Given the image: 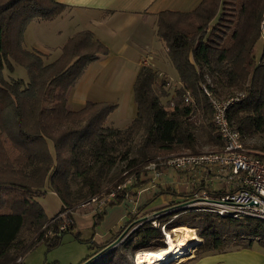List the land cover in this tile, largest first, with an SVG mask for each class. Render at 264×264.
<instances>
[{"label": "trees", "instance_id": "obj_1", "mask_svg": "<svg viewBox=\"0 0 264 264\" xmlns=\"http://www.w3.org/2000/svg\"><path fill=\"white\" fill-rule=\"evenodd\" d=\"M64 9L65 5L55 0H0V264H20L16 262L18 256L34 242L45 239L48 230L57 231L58 221L52 220L55 216L48 219L37 199L45 188L59 198L58 212L65 208L73 212L91 198L101 199L111 191H115L114 196L106 204L134 198L136 190L151 179L146 176L151 173L147 169L150 162H155L156 170L161 172L166 166L158 157L178 147L193 148L191 130L197 118L190 120L195 113L208 119L219 148L222 142L212 123V109L203 87L217 98L243 94L228 110L229 122L242 140L243 136L264 130V0H201L190 11H159L155 34L163 42L181 85L166 101V108L161 101L167 96L166 81L157 79L151 66L142 65L132 85L136 113L124 128L106 124L116 107L113 102L87 100L77 110L68 106L69 90L87 66L108 54V48L90 30L74 32L52 59L23 45L24 31L32 20H53ZM259 38L263 45L256 61L252 50ZM16 65L25 69L26 79L14 75ZM185 91H189L191 101H184ZM135 139V155L130 156ZM49 141L53 153L49 151ZM244 145L250 148L245 142ZM118 161L125 162V173L103 188V178ZM126 176L132 178L131 184L117 188ZM71 177L80 179L89 196L86 202L72 204ZM203 186L200 182L196 188L179 193L162 189L159 193L181 198L154 212L175 208ZM103 212L104 208L95 216L99 218ZM141 219L130 220L120 234ZM159 221H168L166 227L170 228L194 227L201 239L197 254L246 247L253 241L264 247L261 220L222 218L185 208ZM98 223L94 221L93 227ZM223 226L241 227L252 239L223 234ZM26 235L33 236L29 243ZM60 240L61 236L54 234L47 244L52 247ZM113 242L92 241L91 248L97 249L77 264H133L137 251L165 247L160 229L150 227L148 222L107 250Z\"/></svg>", "mask_w": 264, "mask_h": 264}, {"label": "crops", "instance_id": "obj_2", "mask_svg": "<svg viewBox=\"0 0 264 264\" xmlns=\"http://www.w3.org/2000/svg\"><path fill=\"white\" fill-rule=\"evenodd\" d=\"M55 1L64 4L65 9L53 20L59 19L63 22L64 27L70 29L68 37L78 30L87 29L108 48V54L90 63L79 81L69 90L68 106L72 110L81 108L87 100H107L105 98L107 95H102L101 93L109 86L102 88L100 83H96L99 78V72L106 67H110L109 76H114L117 71L123 72L125 78H127L128 88H132L135 76L142 65L151 66L157 72V79L166 81L164 90L170 91L181 85L177 72L173 76L168 74V72H171V63L167 58L163 42L155 34L156 14L162 10L190 11L201 0ZM25 31L23 45L26 48L36 49L46 55L50 54L49 56H52L51 59L58 55L62 44L68 38L66 37L63 41L56 43L53 45L54 47L51 45L43 46L37 41L31 42L28 46L24 40ZM57 32H61V30L57 28ZM262 45L263 40H261V44L258 45L257 41L253 46L252 54L256 61L260 57ZM148 55L156 65L147 61ZM112 61L114 63L111 65L110 62ZM143 61H145V64L142 63ZM87 85H92L91 90H89ZM111 115L108 118L113 122ZM48 147L49 151L53 153L51 141L48 142ZM146 176L151 179L136 190L134 199L123 198L110 204L111 206H107L109 204H106V207L104 206L107 222L103 224L104 220L103 223H99V227H95L92 233L94 241L106 243L116 240V236L120 235L121 228L132 220L133 215L137 216L138 219L142 218L154 212L155 208L181 198L169 193H159L162 189L170 188L179 193L187 191L190 184L194 186L199 180L204 181L206 183L203 182L204 185L211 190L219 189L224 184L212 182L208 179L210 176L204 179L202 174L186 171L177 172L170 167L162 169L157 177H153L150 172ZM186 185L187 188H185ZM51 192L54 193L53 191ZM37 199L39 201L38 197ZM74 211L71 214L73 224L69 227V230L81 233L84 227H93L92 215H94V209L89 208L88 210L77 212L75 217ZM82 218L83 220H81ZM254 242L256 244H253ZM260 246L259 243L253 241L250 246L246 247L232 248L220 252L195 253L190 258L172 264H264V247Z\"/></svg>", "mask_w": 264, "mask_h": 264}, {"label": "built area", "instance_id": "obj_3", "mask_svg": "<svg viewBox=\"0 0 264 264\" xmlns=\"http://www.w3.org/2000/svg\"><path fill=\"white\" fill-rule=\"evenodd\" d=\"M261 37L264 39V18L261 24ZM142 63L145 64V61ZM203 92L211 106V120L222 142L221 146L215 150L169 154L162 158L158 157L157 160H162L166 167L173 168L177 172L186 171L202 174L204 179L210 176L208 179L212 182L224 183L223 186L211 190L204 185L202 189L184 197L175 208H165L142 217L127 232L124 231L119 242L124 240L140 224L148 222L150 227L160 229L164 244L168 245L170 234L165 229L168 221L160 222L159 218L178 209L189 208L195 211H207L222 218L235 220L255 219L264 221V152L246 147L239 131L231 125L228 118L230 106L238 102L243 94L236 93L226 98H217L206 87H203ZM183 96L185 102L192 99L189 91H185ZM147 169L151 171L153 177L160 174V171L155 168V162H150ZM200 182L203 183L204 181L199 180L198 183ZM123 187V185H119L117 188ZM114 193L115 191L109 192L106 198L101 201L102 205H106L113 198ZM95 200L94 197L89 202ZM71 214L72 210L65 208L58 212L52 220L68 219ZM72 224L69 219L67 223L63 221L60 226L58 225L56 232L48 230L44 238L50 239L54 234L60 236L61 230L69 228ZM197 239L186 244L178 252L177 257L164 255V258L157 260L155 264H172L194 256L197 245L201 241L200 238L197 237ZM114 246L115 244L111 245L107 250ZM138 254L137 252L134 253L133 264H138L136 260Z\"/></svg>", "mask_w": 264, "mask_h": 264}, {"label": "rangeland", "instance_id": "obj_4", "mask_svg": "<svg viewBox=\"0 0 264 264\" xmlns=\"http://www.w3.org/2000/svg\"><path fill=\"white\" fill-rule=\"evenodd\" d=\"M29 24L26 26L25 38H24L25 44L28 46L31 44V42L37 41L43 46L51 45L52 47H54L53 45L66 39V37H68L69 35L68 33H70L69 31L70 29L64 27L63 22L60 21L59 19H55L53 21L32 20V22ZM57 28L60 29L61 32H57ZM259 44H261V38H259L258 40V45ZM49 55L50 54H47L46 56H48V58L51 59L52 56ZM146 59L148 62L155 64L153 59H151L149 55L147 56ZM113 63H114L113 61L110 62L111 65ZM170 67H171L170 70L171 72H168V74L170 76H173L176 74V70L172 65H170ZM109 70L110 67L109 68L106 67L105 69H102L99 72V76H98L99 78L98 81L96 82L98 84L100 83L102 88L109 86V88L104 89V91L101 93L102 95H107V97H105L107 98V100H100V101H110L116 104L115 109L111 112L112 115L110 114L112 116L111 119L113 118V122L109 120L108 117L110 115H108L106 124L109 126L124 128L128 125V123L136 113V106L133 101V91L132 88H128L127 78H125L123 72L117 71V74H115L114 76H109ZM13 73L14 75H16V77H22L24 79H26L27 77L25 69L20 65L15 66ZM5 74H7V72H5ZM87 87H89V90H91L92 85H87ZM174 90L175 89L167 91V96L161 97V101L163 104H165L166 108H169V106L166 105V101L174 94ZM191 116H193V118L190 120L191 122H193L197 118V121L195 123V128L191 130L195 143L193 148H191V146L178 147L177 151H173L168 154L200 152L207 150H215L218 148L216 141L213 139V134L215 132L212 131L207 124L208 119L205 117L202 118L196 113L191 114ZM243 141L250 148L264 152L263 150L264 130L260 132H255L249 136H243ZM135 146H136V139L132 142L131 145L132 150L130 156L135 155ZM124 169H125V162H121V161H118L117 163H115L114 166L110 167L106 173V176L102 180L103 188L110 186L113 182L117 181L121 176H123V174L125 173ZM131 182H132V178L130 176H126L125 181L122 185L124 187H127L128 185L131 184ZM69 185L71 191L72 204L82 203L88 200L89 196L87 195L86 189L81 187V182L79 178L71 177L69 180ZM198 185H199L198 182H196L194 186L190 184L188 187L189 189L187 191L196 188ZM185 188H187V185L185 186ZM38 198H39V202L42 204L44 208L46 217L50 219L53 216H56V213L60 209V200L56 196V194L52 193L50 189L47 188L46 191H44L41 195L38 196ZM105 198L106 195L103 199L98 198L95 201H91L87 204H84L82 207L75 208L76 210L74 211V217L76 216L75 214L77 212H82L84 210H88L89 208H91L94 209L93 211L94 215H92L93 222L98 220L99 223H103L105 220V222L103 223L105 224L107 222V219H105L106 218L105 212L101 213L100 214L101 217L99 218L97 217L98 215L95 216L96 215L95 213L99 212V210L105 206L102 205L101 202ZM128 199H134V198H128ZM107 206H111V205L109 204ZM137 218H138L137 216L133 215L131 219H137ZM68 219L71 220V217L69 216ZM68 219H63V220L57 219L56 221H58V225L60 226L63 221L67 223ZM81 220H83V218ZM99 223L95 227L97 226L99 227ZM182 226L189 227L196 232L194 227L187 225L174 226L171 228L166 227L165 228L166 231L170 234L169 239L178 241V239L181 238L185 239V237H188L186 231L185 230L182 231L180 229ZM95 227L92 228L84 227L81 233H78L77 231L73 232L72 230H69V228L67 227L64 230H61V232L63 231L64 232L61 233L60 235L61 240L57 245L49 247L47 244L49 239L47 240L40 239L34 242L33 245H31L23 255L18 256L20 258L17 257L16 262L22 261V263L20 264H77L80 260H82L87 255H90L94 250L97 249V247L91 248L93 244L92 241L97 243L92 238V233L94 232L93 230L95 229ZM127 229L128 227L124 231H126ZM174 229H178L180 231L175 232ZM124 231L118 236L119 240L124 234ZM221 232L229 236H234V235L240 236L242 237V239L245 240L252 239L251 235H249V233L246 232L245 230L241 229V227L232 228L228 226H223L221 228ZM75 234H78V237ZM197 237L198 236L196 235V238L194 239L192 238L193 240L189 238L188 240H186L185 243L188 244L190 242H194L198 240ZM24 238H26L27 239L26 241L29 243L33 239V236L26 235L24 236ZM253 244L256 243L254 242ZM144 251H154V250H144ZM139 252L140 251H137V253Z\"/></svg>", "mask_w": 264, "mask_h": 264}, {"label": "bare ground", "instance_id": "obj_5", "mask_svg": "<svg viewBox=\"0 0 264 264\" xmlns=\"http://www.w3.org/2000/svg\"><path fill=\"white\" fill-rule=\"evenodd\" d=\"M180 229L182 231L185 230L188 237H185V239H178V237V241L169 239L167 248H162L154 251H140L139 254L136 256L138 264H155L157 260L164 258V255H174L173 258L177 257L178 252L185 246L184 244H186V240H188L189 238L191 240L196 238V234L193 229L186 226H182ZM174 231L179 232L180 230L174 229Z\"/></svg>", "mask_w": 264, "mask_h": 264}, {"label": "water", "instance_id": "obj_6", "mask_svg": "<svg viewBox=\"0 0 264 264\" xmlns=\"http://www.w3.org/2000/svg\"><path fill=\"white\" fill-rule=\"evenodd\" d=\"M118 241H119V237H118L116 240H114V242L112 243V245H113V244H116ZM165 247L167 248L168 245H165ZM165 247H164V248H165Z\"/></svg>", "mask_w": 264, "mask_h": 264}]
</instances>
